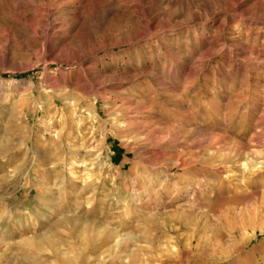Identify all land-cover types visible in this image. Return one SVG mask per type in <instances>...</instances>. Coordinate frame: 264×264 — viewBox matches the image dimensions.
Instances as JSON below:
<instances>
[{
	"label": "rangeland",
	"instance_id": "obj_1",
	"mask_svg": "<svg viewBox=\"0 0 264 264\" xmlns=\"http://www.w3.org/2000/svg\"><path fill=\"white\" fill-rule=\"evenodd\" d=\"M162 262L264 264V0H0V264Z\"/></svg>",
	"mask_w": 264,
	"mask_h": 264
},
{
	"label": "bare ground",
	"instance_id": "obj_2",
	"mask_svg": "<svg viewBox=\"0 0 264 264\" xmlns=\"http://www.w3.org/2000/svg\"><path fill=\"white\" fill-rule=\"evenodd\" d=\"M251 181V180H250ZM125 242V241H124ZM120 245V244H119ZM118 247V246H117ZM158 264H171V263H164V262H162V263H158Z\"/></svg>",
	"mask_w": 264,
	"mask_h": 264
}]
</instances>
